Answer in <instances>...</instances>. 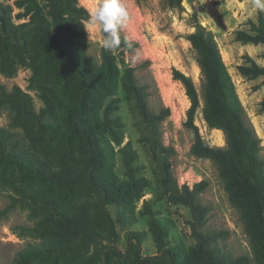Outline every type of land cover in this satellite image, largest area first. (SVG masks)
Here are the masks:
<instances>
[{
	"label": "trees",
	"instance_id": "obj_1",
	"mask_svg": "<svg viewBox=\"0 0 264 264\" xmlns=\"http://www.w3.org/2000/svg\"><path fill=\"white\" fill-rule=\"evenodd\" d=\"M182 1L164 0L177 11L184 10ZM14 3L21 9L16 15L23 20L18 23L10 20L11 7L0 2V71L11 76L18 65H26L41 94L60 111L61 121L44 118L36 112L31 95L18 85L7 89L0 83V109H9L10 119L23 130L0 127V163L17 171L22 182L56 188L64 196L59 200L48 196L42 202L48 210L40 218V225L46 229L52 224L54 227L38 245L22 252L16 264L44 261L59 264L67 259L74 260L73 264H96L95 253L89 256L84 253L98 240L113 234L106 206L141 196L144 182L132 173L134 156L128 143L119 151L129 179L117 183L100 171L105 153L97 143V135L108 133L116 144L122 142V137L115 130L117 121L110 117L116 108L111 103L114 99L105 107L103 121L96 107L100 98L114 95L118 84L139 116L142 140L152 154L162 194L170 202L184 204L190 210L189 225L196 240L191 251L194 264H244L247 257L222 254L210 235L202 230L207 208L200 203L199 193L207 182L179 186L172 174L173 149L163 144L160 132V123L169 109L153 111L145 90L136 81L134 69L124 64V52L136 43L128 40V45L118 54L106 51L102 45L100 58L96 60L87 51L85 22L89 21V13L78 0H15ZM193 27L187 39L196 51L203 79L201 96L190 76L172 70L173 78L182 84L190 103L183 123L192 135L189 152L216 164L229 199L237 205L247 226L264 229V152L260 139L245 115L212 31L197 21ZM251 30L253 33L236 31L235 39L264 44L262 12H258ZM118 63L124 67L121 74ZM239 69L248 78L264 75V67L254 62ZM200 98L203 118L209 127L222 130L224 146L210 145L200 134L194 122ZM260 104L264 109V96ZM144 204L147 206V201ZM11 208L9 204L1 209L0 216ZM150 226L158 232L159 251L141 257L137 264H176L174 253L162 249L166 230L152 214ZM258 249L263 250L264 259V244ZM105 264H109L108 259Z\"/></svg>",
	"mask_w": 264,
	"mask_h": 264
},
{
	"label": "rangeland",
	"instance_id": "obj_2",
	"mask_svg": "<svg viewBox=\"0 0 264 264\" xmlns=\"http://www.w3.org/2000/svg\"><path fill=\"white\" fill-rule=\"evenodd\" d=\"M14 1L0 0L11 7V22L18 23L23 19L17 17L21 9L15 6ZM78 3L87 9L89 15L96 6L95 0H78ZM182 5L184 10L177 11L169 8L164 0H134L131 22L124 35L136 45L124 52V64L134 69L137 83L146 92L149 107L155 112L165 107L169 109V114L160 123V132L163 144L173 149L170 168L177 184L192 187L201 180L207 182L199 193L200 203L207 208L203 232L210 235L222 254L231 258L245 256L247 261L244 264H264L263 250H257L264 244V229L247 226L237 205L229 199L216 164L211 160L198 159L189 152L192 135L183 123L190 103L182 84L172 76L173 69L190 76L201 96L203 79L196 62V51L187 39L197 21L212 31L245 115L264 152V109L260 104L264 96V75L248 78L239 69L251 66L252 62L264 67V44L243 43L235 39L236 31L253 33L252 23L257 22L259 11L253 12L246 0H183ZM262 14L264 16V12ZM85 29L87 51L99 60L103 35L98 27H90L88 22H85ZM118 66L121 74L124 67L119 63ZM0 83L7 89L18 85L31 95L36 112L44 118L61 121L60 111L41 94L26 65H18L11 76L0 71ZM111 99H114L111 103L116 108L110 112V117L118 123L115 130L121 135L122 142L116 144L105 132L97 135V143L105 153L100 171L117 183L127 181L129 176L119 149L128 143V149L134 156L132 173L143 180L144 187L139 198L106 206L112 219L113 234L98 240L84 256L95 253L96 264H105L107 259L109 264H137L141 257L156 254L159 251L158 232L150 226L152 214L166 230L162 249L167 248L174 253L176 264H194L191 251L196 240L189 225V208L170 202L162 194L152 154L142 140L143 126L120 84L114 95L98 100V117L102 121L105 119L104 110ZM194 122L210 145H225L222 130L209 127L203 118L201 98ZM0 127L23 131L10 119L9 109H0ZM51 188L36 182L26 184L17 171L0 163V210L12 205L0 216V264H16L22 252L38 245L54 227L52 224L46 229L39 222L48 210L42 203L46 197L64 198L56 188ZM144 201H147V206ZM73 263L74 260L70 259L59 262Z\"/></svg>",
	"mask_w": 264,
	"mask_h": 264
},
{
	"label": "clouds",
	"instance_id": "obj_3",
	"mask_svg": "<svg viewBox=\"0 0 264 264\" xmlns=\"http://www.w3.org/2000/svg\"><path fill=\"white\" fill-rule=\"evenodd\" d=\"M253 12H264V0H246ZM96 6L89 15V26L98 27L103 34V48L118 54L128 45L124 35L132 18L134 0H95Z\"/></svg>",
	"mask_w": 264,
	"mask_h": 264
},
{
	"label": "bare ground",
	"instance_id": "obj_4",
	"mask_svg": "<svg viewBox=\"0 0 264 264\" xmlns=\"http://www.w3.org/2000/svg\"><path fill=\"white\" fill-rule=\"evenodd\" d=\"M183 2V1H182Z\"/></svg>",
	"mask_w": 264,
	"mask_h": 264
},
{
	"label": "water",
	"instance_id": "obj_5",
	"mask_svg": "<svg viewBox=\"0 0 264 264\" xmlns=\"http://www.w3.org/2000/svg\"><path fill=\"white\" fill-rule=\"evenodd\" d=\"M183 3V2H182Z\"/></svg>",
	"mask_w": 264,
	"mask_h": 264
}]
</instances>
